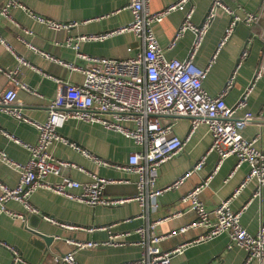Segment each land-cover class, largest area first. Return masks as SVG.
Instances as JSON below:
<instances>
[{"label":"crops","instance_id":"1","mask_svg":"<svg viewBox=\"0 0 264 264\" xmlns=\"http://www.w3.org/2000/svg\"><path fill=\"white\" fill-rule=\"evenodd\" d=\"M128 1L19 0L26 9L43 17L63 22L77 21L79 24L72 30L53 31L36 21L20 7L11 10L12 18L20 27L0 18V35L9 45L7 47L0 41V66L5 70V72L0 71V93L8 89H14L17 93L16 104L0 103L5 106L0 108V151H3L7 157L18 163H25L28 161L29 152L23 144L14 142L1 131H6L13 138L24 143H34L37 140L38 131L33 124L19 121L9 115L5 108L17 107L32 121L44 122L48 116L50 102L59 90L57 82L52 77L61 78L70 83H81L84 80L82 72L72 71L28 49L19 40L18 35H22L38 49L50 53L57 59L81 64L82 61L77 56V51L72 45H67V39L75 38L80 34L90 35L111 31L129 24L132 21V14L127 8ZM178 1L150 0L149 7L157 11ZM211 2L212 0H191V3L186 6L185 10L191 4L194 7L191 19L194 25L203 23L212 5ZM225 2L242 14L243 10L257 11L263 0H225ZM3 3L4 0H0V7ZM185 10L173 11L162 21L153 25L156 37L167 58H188L195 40L194 33L187 30L178 43L170 48V42L184 20ZM229 21L230 16L219 9L195 56L194 62L197 66L204 67L212 59ZM23 28L30 30L31 33H25ZM250 32L251 29L243 23L236 26L229 41L218 49L215 62L203 85L210 94L218 95L236 69V81L226 95L225 102L230 107L235 105L244 96V92L251 87L247 106L239 114L250 111L258 115L264 108V77L253 79L261 61L263 44L259 41H252L247 57L237 64L250 39ZM136 43L135 35L126 32L101 41L81 42L80 51L98 57L127 58L138 51ZM16 53L23 56L28 65L19 62L15 57ZM11 70H16L17 73L9 77L8 72ZM21 83L34 89L38 95L25 91L21 88ZM172 119L174 120V132L179 137H185L190 130V118L172 117ZM209 130L206 124H201L186 143L183 152L164 163L160 168L156 183L158 188L173 183L176 178L191 170L201 157L206 155L204 166L199 171L192 172L179 187L165 191L158 199L159 208L156 212L150 213V219L151 221L164 217L168 219L157 226V233H167L194 220V212L181 201V197L195 186L203 184L200 198L208 209H213L229 197L244 180L250 168L248 164L244 163L234 171L236 157H228L219 163V156L216 152L207 153L212 141ZM60 133L78 145L86 147L103 161L110 163L128 164L129 155L140 150L139 145L122 133L109 130L100 123H86L77 118L69 119L60 129ZM257 134H260V139L256 142V146L264 151V118L253 119L243 130V136L247 139H252ZM50 150L56 157L71 161L83 170L64 167L60 175H49L47 179L49 182H58L66 176L81 182H88L91 181L90 173L93 172L109 179H118L104 185L103 194L106 197H127L138 193L137 177L133 174H128L121 169L98 165L96 162L85 159L78 151L63 143L54 144ZM210 175L211 179L204 184L203 179ZM18 180L19 172L0 159V182L15 186ZM256 186L254 182L247 185L232 203L234 210L245 207L242 210L241 223L251 233H257L264 220V191L255 198L253 195ZM73 191L79 192L80 190L73 189ZM31 202L38 209V213H27L19 202L10 201L7 208L20 213L23 217L14 219L7 212L0 215V241L3 242H0V264H11L12 260L11 251L4 243L19 249L23 258L31 264H53L55 256L74 248L73 241H104L110 235H121L119 238L125 244L119 247L99 245L79 250L76 255L78 261L81 264H116L136 259L141 255L142 248L132 245V242L138 239L135 230L145 223V219L139 217L142 207L138 201L114 206H90L51 190L40 189L31 196ZM44 215L70 225L101 228L91 231L66 229L45 220ZM45 226L56 233V236L62 237V240L56 238L59 251L52 250L47 254L30 242L33 235L29 230L42 229ZM108 226L112 227L104 228ZM200 232V228H195L186 233H180L161 241L159 246L163 250H168ZM128 233L129 235H126ZM230 239L227 233H223L207 242L188 246L181 254L172 257V264H243L246 257L245 250L236 245L229 248ZM250 264L259 263L253 261Z\"/></svg>","mask_w":264,"mask_h":264},{"label":"built area","instance_id":"2","mask_svg":"<svg viewBox=\"0 0 264 264\" xmlns=\"http://www.w3.org/2000/svg\"><path fill=\"white\" fill-rule=\"evenodd\" d=\"M149 2L150 0L128 1L127 8L131 11L132 21L127 25L111 31L90 35L80 34L75 38H68L66 43L72 45L77 51V56L82 61L81 64L57 59L50 53L38 49L22 35H18L19 40L28 49L38 52L43 57L64 65L72 71L82 72L84 80L81 83H70L61 78L52 77L57 82L59 90L50 102L48 116L44 122L32 121L17 107L5 108V111L15 119L33 124L38 131V137L34 143H24L13 138L6 131H1L5 136L12 138L14 142L23 144L29 152V157L25 163H18L0 151V159L19 172V180L15 186L0 182V215L7 212L14 219L23 217L20 213L7 208L10 201L19 202L27 213H38V209L31 202V196L40 189L51 190L90 206H114L138 201L142 207L139 217L144 218L145 223L135 230L138 239L132 242V245L142 248L141 255L136 259L116 264H172V257L181 254L186 247L207 242L223 233H227L231 238L229 248L236 245L245 250L246 257L243 264H250L253 261L264 264V220L259 231L251 233L241 223V214L245 207L240 210L232 208L233 201L250 183L254 182L257 185L253 195L255 198L264 191V151L256 146L260 134L252 139L243 136V130L253 119L264 118V108L258 115L250 111L239 114L247 106L251 87L244 92V96L235 105L230 107L226 104L225 97L236 81V69L218 95L210 94L203 85L215 62L218 49L229 41L236 26L240 23L247 25L253 31L240 59L247 57L253 36L261 37L264 33V0L257 11L243 10L242 14L228 6L225 0H212V5L200 25L192 23L193 5H189L185 10L191 0H179L177 3L157 11L150 9ZM16 7L25 9L36 21L53 31L72 30L79 24L77 21L63 22L38 15L26 9L19 0H4L0 7V18L20 27L11 16V10ZM219 9L230 16V21L224 30L216 52L211 57L212 59L206 66L199 67L194 62L195 56ZM176 10H185V17L170 42V48L178 43L187 30L192 31L195 35L188 58L185 59L167 58L153 29L154 23L162 21L166 15ZM22 30L25 33H31L28 29L23 28ZM126 32L133 33L137 40L138 51L133 56L127 58L98 57L80 51L81 42L101 41ZM0 41L7 45L1 35ZM262 46L261 61L253 80L264 77V39ZM15 57L22 64L28 65L23 56L16 53ZM0 71L5 72L1 66ZM16 73V70H11L8 75L12 77ZM21 88L38 95L25 83H21ZM16 102V90L8 89L0 93V103L10 105L16 104ZM172 117L190 118V130L185 137H179L174 132ZM71 118L81 119L86 123H100L109 130L120 132L139 145L140 150L132 152L129 155L128 164L125 165L103 161L86 147L78 145L60 133V129ZM201 124H206L210 129L212 141L207 153L216 152L219 156V163L228 157H236L234 171L244 163L248 164L250 168L241 185L213 209H208L200 198L203 184L195 186L181 197V201L194 212V220L167 233H157V226L168 219L164 217L151 221L149 215L158 210V199L165 191L179 187L192 172L199 171L204 166L206 155L201 157L191 170L162 188L156 187L159 170L164 163L183 152L186 143ZM57 143L68 145L85 159L96 162L98 165L121 169L128 174L135 175L138 193L127 197H106L103 194L104 185L118 179H109L93 172L90 173L91 181L88 182H81L67 176L58 182H49L48 176L60 175L64 167L83 170L82 167L71 161L58 158L52 153L50 149ZM211 177V175L206 177L202 182L207 184ZM73 189L80 191L74 192ZM44 219L71 230L91 231L101 228L70 225L49 215H44ZM112 226L104 228L108 229ZM195 228H200L201 232L194 235L193 238L174 245L168 250L160 248L161 241ZM120 236L110 235L104 241H73L74 248L69 252L55 256L53 264H81L76 256L79 250L99 245L119 247L125 244L119 238ZM56 238L62 240L60 236H56ZM4 244L11 251V264H31L23 258L19 249Z\"/></svg>","mask_w":264,"mask_h":264},{"label":"water","instance_id":"3","mask_svg":"<svg viewBox=\"0 0 264 264\" xmlns=\"http://www.w3.org/2000/svg\"><path fill=\"white\" fill-rule=\"evenodd\" d=\"M263 21H264V14H263ZM252 33L253 31L250 32V37ZM263 39H264V33L262 34L261 37L256 35L253 36V42L259 41L263 44ZM240 60L241 59L237 61V64L240 62ZM4 107H5L4 105H0V108H4ZM29 231H31L33 235L30 242L33 243L39 249L44 250V253L49 254V252H51L52 250L59 251V248L57 246L56 233L50 231L48 228H46V226L42 229L35 228V229H30Z\"/></svg>","mask_w":264,"mask_h":264}]
</instances>
